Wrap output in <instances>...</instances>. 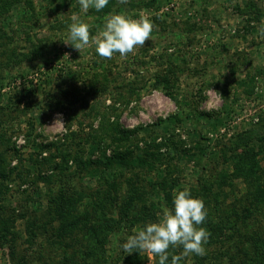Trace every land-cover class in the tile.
<instances>
[{
  "label": "trees",
  "instance_id": "obj_1",
  "mask_svg": "<svg viewBox=\"0 0 264 264\" xmlns=\"http://www.w3.org/2000/svg\"><path fill=\"white\" fill-rule=\"evenodd\" d=\"M45 1L49 3V10L56 14L66 0H59L58 3H54L58 0ZM126 2L131 6H154L156 0ZM115 3V0H109V4L100 12L92 9V14L102 19L113 10ZM22 4L30 9L28 14H23L24 24L37 23L39 13L34 0H0V49L3 55H7L4 62L6 67L19 63L23 56H41L42 40L40 46L33 44L28 52H18L17 45L12 43L13 36L4 27V21L9 18L13 7L20 8ZM101 19L96 21L101 23ZM61 23L58 22L57 25ZM92 54L94 58L88 70L89 80L84 79L81 72L75 76L84 85L49 90L42 100L33 104L43 113L50 109L66 113V132L62 138L38 142V135L32 136L29 131L26 145L33 147V152L24 156L22 150L11 142L7 129L0 124V248L8 249L12 264H119L118 259L121 258L124 264H146L147 255L138 251L125 253L123 257L121 255L114 260L105 245L110 235L121 225L132 227L139 223L144 226L162 217L151 200L152 193L161 194L168 208L172 207L173 190L178 182L175 176L178 172H175L177 166L173 164L176 156L170 153V149L177 154L190 155V148L186 143L180 147L166 136L158 140L160 136L147 126L124 127L120 123L118 111L133 100L138 101L140 90L146 87L162 90L175 99L180 77L189 67L172 61L170 54L167 57L164 54H159L158 57L151 55L152 59L163 61L160 62L162 68L149 78L128 81L118 73H113L114 66L118 67L116 59L99 57L95 48ZM128 71L136 75L139 72L135 69ZM256 73L259 76L262 70L259 68ZM255 76L245 78L240 85L253 89ZM113 82V101L106 104L103 97L111 91ZM210 85L211 82L203 81L198 89L201 92L202 86ZM230 89L227 86L223 88L224 98L231 97ZM230 110L233 111V108ZM194 111L197 112L196 107ZM207 113L209 112H200L202 115L212 116V113ZM174 120L177 122L181 118L175 116ZM74 121L78 127L73 129ZM161 121L159 119L156 124ZM259 123L264 127L263 115H260ZM30 125L34 127L33 122ZM141 132L148 133L150 137L144 141V146L139 144ZM251 133L252 130L239 133L230 143L229 148L233 151L226 161L231 164L233 171L222 175L220 191L214 192L212 197L217 202L216 206L213 211H207L202 225L209 233L206 254H192L181 260L180 264H264V133L257 137ZM201 137L205 138L204 135ZM255 138L256 142L253 141ZM130 144L134 147H129ZM194 147L200 152V157L205 153L206 148L199 141ZM110 148L112 149L108 154ZM96 152L98 154L94 157ZM13 158H18V165H11ZM70 162L75 164L77 172L74 173L96 178L97 186H72L69 182H59L60 185H57V180L62 181L63 175H69ZM208 166L205 167L209 168ZM33 168L36 170L34 174ZM151 171L162 172L163 176L150 181L148 185L144 181L146 177L139 172L148 174ZM128 172H131V176L126 179L128 187L122 196L120 178ZM235 179H242L246 190L239 198L227 203L229 195L222 187L226 184L234 186ZM39 181L46 187L44 207L37 203L43 197L38 187ZM17 182L19 188L23 183L28 184V187L20 189L27 193L26 201L9 205L7 194L10 185ZM200 190L205 198L204 202L209 204L210 198L204 184L200 185L197 192ZM222 193L223 199L220 198ZM27 201L36 202V207L28 208ZM239 204L242 205L240 211L237 210ZM215 216L219 219H215ZM19 218L24 220L25 236L16 230ZM169 251L171 260L182 249ZM153 264H156V258Z\"/></svg>",
  "mask_w": 264,
  "mask_h": 264
},
{
  "label": "rangeland",
  "instance_id": "obj_2",
  "mask_svg": "<svg viewBox=\"0 0 264 264\" xmlns=\"http://www.w3.org/2000/svg\"><path fill=\"white\" fill-rule=\"evenodd\" d=\"M34 2L39 13L37 23L24 24L23 14H28L30 9L22 4L20 8L13 7L9 18L4 21V27L13 36L12 43L17 45L18 52H28L33 44L40 46L42 40L41 56H23L19 63L6 67L4 62L7 55H3L0 49V124L7 129L11 142L22 150L24 156L33 152V147L26 145L29 131L32 136L38 135V142L58 140L66 132L67 115L64 111L50 109L43 113L33 104L42 100L49 90L84 85L81 79L75 78L78 72L89 80L88 70L94 58L92 50L95 46L90 44L80 53L62 40L66 37L67 26L73 22V15L77 21L89 24L90 38L98 36L103 27V22L96 21L101 17L93 15L92 8L82 13L76 0H66L56 14L49 10L47 1ZM58 2L59 0L54 1ZM115 2L109 13H123L134 19L147 17L153 27L151 38L143 46H136L133 52L124 57L119 53L113 54L112 58L118 62L113 73H118L128 81L149 78L162 68L160 64L163 61L150 57H158L159 54H164L165 57L170 54L172 61L189 67L180 77L175 99L162 90H152L150 87L141 89L138 101L135 99L128 106L120 107V123L126 128L139 125L150 127L149 130H154L160 136L158 140L166 136L180 147L186 143L190 148V155L177 154L170 149V153L176 156L173 164L177 166L175 172H178L175 176L178 182L173 193L175 190L188 188L204 202L201 190L197 192L200 185L204 184L210 198L209 204L206 201L204 204L207 211H213L217 203L212 198L213 193L220 191L222 175L233 171L231 164L226 161L233 151L229 148L230 143L239 133L247 130H252L254 137L264 133V127L259 123L260 115L264 116V0H156L154 6H131L121 0ZM58 22L62 23L57 25ZM143 61L149 63L144 64ZM259 68L262 73L258 76L256 72ZM134 69L139 71L137 75L128 71ZM251 75H256L253 89L250 87L252 91L249 87L240 85ZM203 81L211 82V85L202 86L203 90L200 92L198 88ZM114 83L111 91L103 97L106 104L113 101ZM225 86L231 88L232 95L229 98H224L222 94ZM195 107L197 112L194 111ZM203 111L212 113V116L200 114ZM175 116H179L181 120L176 122ZM159 119H162L161 123L156 124ZM31 122L34 123L33 128ZM73 123L72 128H77L76 121ZM96 124L97 121L94 125ZM85 128L89 129L87 125ZM147 134H139L140 146H144V141L150 138ZM203 135L205 138L201 137ZM198 141L206 148L201 157L194 147ZM253 141L256 142L257 139ZM129 147L134 146L130 144ZM111 149H108V154ZM97 154L98 152L93 156L96 157ZM18 163V158L11 160V165ZM70 166L69 175H63L62 181L57 180V185L69 182L72 186H97L96 178L88 174L79 176L74 173L77 172L74 162H70ZM33 170L32 174L36 172L34 168ZM139 173L146 177L144 181L148 185L150 181L163 176L162 172ZM130 176L131 172H128L120 178L122 196L128 187L126 179ZM234 182V186L226 184L222 187L229 195L227 203L239 198L246 190L242 179H235ZM18 186V182L10 185L7 204L15 205L26 201L27 193L20 189L28 187V184L23 183L20 188ZM38 187L43 197L37 203L44 207L46 187L41 181L38 182ZM223 196L222 193L220 198L223 199ZM151 200L159 210V216H162L163 210L168 208L166 200L157 193H152ZM35 203L27 201L28 208H35ZM241 209L242 205L239 204L237 210ZM215 219L219 218L215 216ZM138 224L132 227L121 225L110 235L105 246L109 248L114 260L124 256L120 244L143 227ZM259 225L262 226L261 223ZM16 230L25 236L23 219L16 221ZM7 251L6 247L0 248V264H12ZM141 254L147 255L146 264L154 263L155 258L150 262L147 253ZM118 262L124 264L122 258Z\"/></svg>",
  "mask_w": 264,
  "mask_h": 264
},
{
  "label": "clouds",
  "instance_id": "obj_3",
  "mask_svg": "<svg viewBox=\"0 0 264 264\" xmlns=\"http://www.w3.org/2000/svg\"><path fill=\"white\" fill-rule=\"evenodd\" d=\"M121 2L125 3L126 0ZM76 3L82 13L90 8L100 12L109 4V0H76ZM72 21L62 40L80 53L90 44L94 45L99 57L109 59L114 53L124 57L133 52L136 46H143L151 38L153 27L147 17L134 19L123 13H108L103 17L99 35L90 38L88 23L77 21L75 15ZM207 214L203 200L194 196L188 188L175 190L172 207L165 208L157 221L146 223L135 234L128 236L120 248L126 254L134 251L147 253L150 262L156 258V264H180L181 260L192 254L204 256L209 233L202 225ZM175 248L182 251L169 260V250Z\"/></svg>",
  "mask_w": 264,
  "mask_h": 264
}]
</instances>
